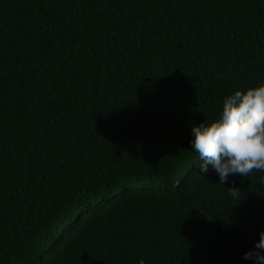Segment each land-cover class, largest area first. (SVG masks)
Returning a JSON list of instances; mask_svg holds the SVG:
<instances>
[{"label":"trees","instance_id":"1","mask_svg":"<svg viewBox=\"0 0 264 264\" xmlns=\"http://www.w3.org/2000/svg\"><path fill=\"white\" fill-rule=\"evenodd\" d=\"M260 83L264 0H0V264H256L191 140Z\"/></svg>","mask_w":264,"mask_h":264},{"label":"clouds","instance_id":"2","mask_svg":"<svg viewBox=\"0 0 264 264\" xmlns=\"http://www.w3.org/2000/svg\"><path fill=\"white\" fill-rule=\"evenodd\" d=\"M191 148L198 153L201 175L209 166L224 185L230 175L249 177L254 171L264 172V83L245 90H236L222 103L219 117L212 123L193 125ZM204 176V175H203ZM227 188L238 201L241 189ZM254 249L244 255L245 260L264 264V231ZM139 264H146L143 258Z\"/></svg>","mask_w":264,"mask_h":264}]
</instances>
